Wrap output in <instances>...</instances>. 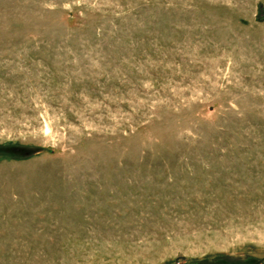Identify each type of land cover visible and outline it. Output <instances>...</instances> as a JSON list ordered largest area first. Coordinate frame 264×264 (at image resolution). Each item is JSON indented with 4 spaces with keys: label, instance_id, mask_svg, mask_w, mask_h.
<instances>
[{
    "label": "rangeland",
    "instance_id": "1",
    "mask_svg": "<svg viewBox=\"0 0 264 264\" xmlns=\"http://www.w3.org/2000/svg\"><path fill=\"white\" fill-rule=\"evenodd\" d=\"M0 264H264V0H0Z\"/></svg>",
    "mask_w": 264,
    "mask_h": 264
}]
</instances>
